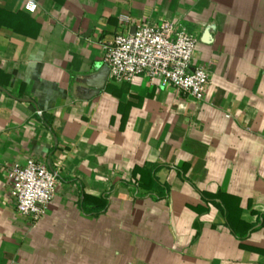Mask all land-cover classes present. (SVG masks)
Returning a JSON list of instances; mask_svg holds the SVG:
<instances>
[{
  "label": "crops",
  "instance_id": "crops-1",
  "mask_svg": "<svg viewBox=\"0 0 264 264\" xmlns=\"http://www.w3.org/2000/svg\"><path fill=\"white\" fill-rule=\"evenodd\" d=\"M0 11V264H264V0H0ZM123 15L198 37L205 99L144 76L76 96ZM29 159L59 175L39 220L10 193L7 168Z\"/></svg>",
  "mask_w": 264,
  "mask_h": 264
},
{
  "label": "built area",
  "instance_id": "built-area-1",
  "mask_svg": "<svg viewBox=\"0 0 264 264\" xmlns=\"http://www.w3.org/2000/svg\"><path fill=\"white\" fill-rule=\"evenodd\" d=\"M26 8L34 12L38 4L31 1ZM120 20L126 29L106 45L110 81L121 84L144 76L186 97L205 99L211 75L207 65L196 61L198 37L173 21H143L132 33L131 18L123 15ZM7 171L18 212L34 220L44 217L58 191V173L34 159L15 162Z\"/></svg>",
  "mask_w": 264,
  "mask_h": 264
},
{
  "label": "water",
  "instance_id": "water-1",
  "mask_svg": "<svg viewBox=\"0 0 264 264\" xmlns=\"http://www.w3.org/2000/svg\"><path fill=\"white\" fill-rule=\"evenodd\" d=\"M209 28L206 33V40H210V30ZM136 32V27L132 28V33ZM110 75V69L107 63H100L96 67V71L89 74L83 75L77 79L78 85L76 87V96L82 99H91L99 94L105 89L108 78Z\"/></svg>",
  "mask_w": 264,
  "mask_h": 264
},
{
  "label": "trees",
  "instance_id": "trees-1",
  "mask_svg": "<svg viewBox=\"0 0 264 264\" xmlns=\"http://www.w3.org/2000/svg\"><path fill=\"white\" fill-rule=\"evenodd\" d=\"M1 13H3V14H5V15H8V13H6V12H2V11H0V14ZM9 17H12V15H9ZM153 179H155L154 177H153ZM156 180V179H155ZM205 197L207 198V199H210L211 197L210 196H207V195H205ZM100 202H101V209L103 210V209H105L106 208V206H107V199L106 198H102L101 200H100Z\"/></svg>",
  "mask_w": 264,
  "mask_h": 264
}]
</instances>
